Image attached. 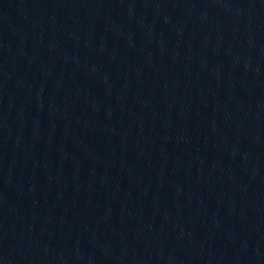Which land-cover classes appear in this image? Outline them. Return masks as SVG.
<instances>
[{"label":"water","instance_id":"water-1","mask_svg":"<svg viewBox=\"0 0 264 264\" xmlns=\"http://www.w3.org/2000/svg\"><path fill=\"white\" fill-rule=\"evenodd\" d=\"M129 49L264 51V0H0V57Z\"/></svg>","mask_w":264,"mask_h":264}]
</instances>
